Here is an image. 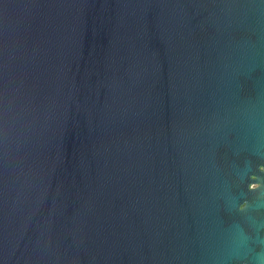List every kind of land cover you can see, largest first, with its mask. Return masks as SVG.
<instances>
[{
    "label": "water",
    "instance_id": "obj_1",
    "mask_svg": "<svg viewBox=\"0 0 264 264\" xmlns=\"http://www.w3.org/2000/svg\"><path fill=\"white\" fill-rule=\"evenodd\" d=\"M0 264H264V0H0Z\"/></svg>",
    "mask_w": 264,
    "mask_h": 264
}]
</instances>
